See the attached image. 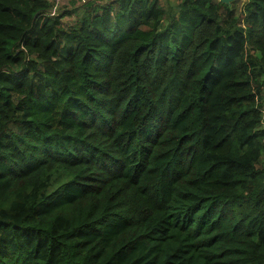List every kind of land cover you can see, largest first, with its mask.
<instances>
[{
  "label": "trees",
  "instance_id": "trees-1",
  "mask_svg": "<svg viewBox=\"0 0 264 264\" xmlns=\"http://www.w3.org/2000/svg\"><path fill=\"white\" fill-rule=\"evenodd\" d=\"M243 5L0 0V264H264V0Z\"/></svg>",
  "mask_w": 264,
  "mask_h": 264
},
{
  "label": "rangeland",
  "instance_id": "rangeland-1",
  "mask_svg": "<svg viewBox=\"0 0 264 264\" xmlns=\"http://www.w3.org/2000/svg\"><path fill=\"white\" fill-rule=\"evenodd\" d=\"M83 0H61L59 4V8L55 13L57 14L59 10L68 9V11H72L73 8L77 7L82 3ZM100 2L102 0H99ZM52 2V0H50ZM161 4L164 5L166 8L171 7L173 10H176L178 8V0H160ZM243 0H235L232 1L231 5H234L238 7V9H241L243 5ZM237 17H240V14H236ZM64 20L68 23H72L76 20V14L73 12L70 15H67L64 17ZM264 125V122H263Z\"/></svg>",
  "mask_w": 264,
  "mask_h": 264
},
{
  "label": "built area",
  "instance_id": "built-area-1",
  "mask_svg": "<svg viewBox=\"0 0 264 264\" xmlns=\"http://www.w3.org/2000/svg\"><path fill=\"white\" fill-rule=\"evenodd\" d=\"M60 1H61V0H53V2H54V6H53V9H52L53 14L55 13V11L58 10V8H59V4H60Z\"/></svg>",
  "mask_w": 264,
  "mask_h": 264
},
{
  "label": "water",
  "instance_id": "water-1",
  "mask_svg": "<svg viewBox=\"0 0 264 264\" xmlns=\"http://www.w3.org/2000/svg\"><path fill=\"white\" fill-rule=\"evenodd\" d=\"M220 1L224 4L231 6L232 1H235V0H220ZM243 1H244L243 4H245V2H247V0H243Z\"/></svg>",
  "mask_w": 264,
  "mask_h": 264
},
{
  "label": "crops",
  "instance_id": "crops-1",
  "mask_svg": "<svg viewBox=\"0 0 264 264\" xmlns=\"http://www.w3.org/2000/svg\"><path fill=\"white\" fill-rule=\"evenodd\" d=\"M263 79H264V76H263ZM263 88H264V86H263ZM263 105H264V99H263Z\"/></svg>",
  "mask_w": 264,
  "mask_h": 264
}]
</instances>
